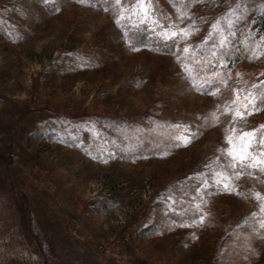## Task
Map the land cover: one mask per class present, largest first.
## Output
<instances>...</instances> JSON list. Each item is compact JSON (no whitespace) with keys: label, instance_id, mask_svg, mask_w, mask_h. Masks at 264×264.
<instances>
[{"label":"rangeland","instance_id":"obj_1","mask_svg":"<svg viewBox=\"0 0 264 264\" xmlns=\"http://www.w3.org/2000/svg\"><path fill=\"white\" fill-rule=\"evenodd\" d=\"M262 101L264 0H0V264H264Z\"/></svg>","mask_w":264,"mask_h":264},{"label":"snow or ice","instance_id":"obj_2","mask_svg":"<svg viewBox=\"0 0 264 264\" xmlns=\"http://www.w3.org/2000/svg\"><path fill=\"white\" fill-rule=\"evenodd\" d=\"M120 0H117V3H119ZM176 33H172V36H175ZM187 50V49H185ZM247 103L245 104V108L247 109L249 106L251 107V111L247 112V115H251L252 113L259 111V105L255 102V98H251L249 99L248 97L245 98ZM262 103H264V101H262ZM225 111H230V109H225ZM245 115V113L240 112L239 110H237L235 112V116L236 117H243ZM261 129H264V125H260ZM251 138H256V143L259 144L260 140L257 137V130L253 129L251 132H244L242 133L240 140H241V144H240V151L236 152L233 151V149H235L236 145L234 143L233 137L232 135H228L226 136V140L228 142V144L231 146L229 149H221L222 153H227L231 158H232V167H236L237 165H239V167L243 168L245 166V162L246 160L250 159V153L248 152V148H250L252 146V139ZM192 137H185L186 142L190 143L191 142ZM254 159V158H251ZM259 164H264V161H257L256 163H253L251 166L252 167H257ZM262 171H264V169H262ZM217 183H219V180L217 181ZM224 190L226 191H231V189L229 188L228 184L225 183L224 184ZM257 199H264V197H262L261 193H256L255 194ZM199 219H203V217H199Z\"/></svg>","mask_w":264,"mask_h":264},{"label":"trees","instance_id":"obj_3","mask_svg":"<svg viewBox=\"0 0 264 264\" xmlns=\"http://www.w3.org/2000/svg\"><path fill=\"white\" fill-rule=\"evenodd\" d=\"M248 170V169H247ZM248 171H250V172H252V173H254V174H256V175H260V177H262L263 179H264V172L263 171H261V170H248ZM44 261V263H45V260H43Z\"/></svg>","mask_w":264,"mask_h":264}]
</instances>
